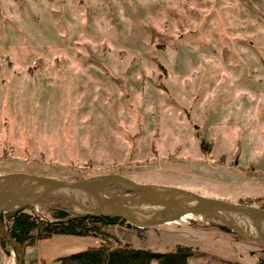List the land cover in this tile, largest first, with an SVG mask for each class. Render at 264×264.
<instances>
[{
    "label": "rangeland",
    "instance_id": "1",
    "mask_svg": "<svg viewBox=\"0 0 264 264\" xmlns=\"http://www.w3.org/2000/svg\"><path fill=\"white\" fill-rule=\"evenodd\" d=\"M8 173L264 199V0H0ZM219 226L191 216L101 231L135 249L187 247L190 264H258L264 244ZM91 242L42 240L23 264H54ZM6 244L0 264H17Z\"/></svg>",
    "mask_w": 264,
    "mask_h": 264
},
{
    "label": "water",
    "instance_id": "2",
    "mask_svg": "<svg viewBox=\"0 0 264 264\" xmlns=\"http://www.w3.org/2000/svg\"><path fill=\"white\" fill-rule=\"evenodd\" d=\"M111 185L124 187L131 194L115 195L108 189ZM48 200L70 205L69 218H115L134 227L155 228L193 216L213 219L225 232L247 241L264 242V210L253 206L208 199L179 189L137 186L115 176L63 181L24 173L0 175V218ZM0 236L21 264L20 248L1 229Z\"/></svg>",
    "mask_w": 264,
    "mask_h": 264
},
{
    "label": "trees",
    "instance_id": "3",
    "mask_svg": "<svg viewBox=\"0 0 264 264\" xmlns=\"http://www.w3.org/2000/svg\"><path fill=\"white\" fill-rule=\"evenodd\" d=\"M202 148V144L200 143ZM92 177H87L89 179ZM85 179H75L80 181ZM109 191L115 195H129L131 191L119 185H111ZM241 205L254 204L264 210V199L246 200ZM51 205V206H50ZM38 209L44 211L38 214ZM71 206L57 200H48L38 205L28 207L22 212L10 211L2 215L6 221L5 231L14 243L20 248L22 255L26 248H32L36 242L46 240L52 236H71L95 240L94 246L85 250L71 253L54 260L55 264H187L193 258L192 251L187 247L177 246L169 252H152L145 249H135L128 244L120 245L119 241L110 234L103 233L106 227H125L139 230L124 223L120 219L87 216L84 218H69L67 210ZM235 235L233 233H228ZM243 239V238H241ZM0 236V250L9 255V248ZM259 245L264 243H258ZM262 258L258 264H264V249L260 251ZM41 264H44L40 261ZM36 259L29 264H37ZM23 264V260L22 263ZM240 264V263H228Z\"/></svg>",
    "mask_w": 264,
    "mask_h": 264
},
{
    "label": "crops",
    "instance_id": "4",
    "mask_svg": "<svg viewBox=\"0 0 264 264\" xmlns=\"http://www.w3.org/2000/svg\"><path fill=\"white\" fill-rule=\"evenodd\" d=\"M258 198H262V197H258ZM55 236H52V237H50V238H48L47 240H51V239H53ZM85 239H87V240H92V242H91V246H89V247H92V246H94V242H95V240L93 239V238H90V237H86ZM42 241V240H41ZM38 242H40V241H38ZM38 242H36V244L38 243ZM36 244L34 245V247L36 246ZM27 249V248H26ZM25 251V250H24ZM57 258H59V257H57ZM56 258V259H57ZM190 260L191 259H189L188 261H187V264H190ZM55 264V263H54ZM152 264V263H151Z\"/></svg>",
    "mask_w": 264,
    "mask_h": 264
}]
</instances>
